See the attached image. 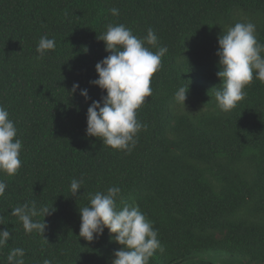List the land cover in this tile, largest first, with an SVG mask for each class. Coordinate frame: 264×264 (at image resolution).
Masks as SVG:
<instances>
[{
    "label": "trees",
    "instance_id": "16d2710c",
    "mask_svg": "<svg viewBox=\"0 0 264 264\" xmlns=\"http://www.w3.org/2000/svg\"><path fill=\"white\" fill-rule=\"evenodd\" d=\"M237 22L254 23L264 44V0H0V106L22 142L20 169L0 174V230L11 233L0 264L12 248L24 264H111L121 246L107 229L92 243L79 237V208L110 186L121 188L118 208L135 203L158 231L163 251L149 264H264V83L254 79L228 113L214 98L218 37ZM109 24L141 38L152 28L158 43L146 46L168 49L131 154L86 135L88 107L106 95L90 81L110 54L98 40ZM42 36L55 49L38 58ZM181 86L185 106L174 99ZM73 179H83L77 196ZM26 202L54 210L34 218L43 235L11 216Z\"/></svg>",
    "mask_w": 264,
    "mask_h": 264
},
{
    "label": "clouds",
    "instance_id": "9594fccd",
    "mask_svg": "<svg viewBox=\"0 0 264 264\" xmlns=\"http://www.w3.org/2000/svg\"><path fill=\"white\" fill-rule=\"evenodd\" d=\"M110 11L113 16L119 15L116 8ZM98 40L104 42L105 50L110 54L96 64L98 78L90 81V84L106 92V95H102L99 101H92L88 107L86 135L99 138L103 145L114 150L131 154L138 133L147 128L137 119V110L146 103V98L152 96L151 79L161 67L162 57L168 49L159 47L153 52L146 46H156L158 43L152 28L141 38L123 24H109ZM54 49L55 40L42 36L36 49L38 58ZM216 56L220 69L217 77L221 84L214 88V98L217 109L228 113L245 98V88L254 79L264 83V44L257 39L256 25L252 22H237L228 27L218 37ZM77 89L79 84H73L71 94ZM188 91L189 86L179 87L174 94L175 101L185 106ZM80 95L86 101L90 99L87 89L81 90ZM16 137L17 128L9 118V112L0 106V174L14 176L21 167L22 142ZM82 183L83 179L71 181L72 196H77ZM6 188L7 184L0 180V196H4ZM120 196L121 188L117 186L90 195L89 205L79 208V237L92 243L107 229L114 242L121 246L114 252L111 264H149L158 249L163 251L158 231L135 203L118 208ZM52 211L47 206L37 209L34 202H26L15 207L11 216L18 217L26 233L35 231L43 235L47 227L44 219L40 221L34 218H45ZM2 223L3 218L0 217ZM10 238L8 229L0 230V247L5 246ZM24 256V249L12 248L7 255V262L24 264ZM43 264L52 262L45 259Z\"/></svg>",
    "mask_w": 264,
    "mask_h": 264
}]
</instances>
